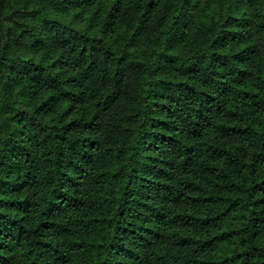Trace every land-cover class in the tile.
Masks as SVG:
<instances>
[{
	"label": "trees",
	"instance_id": "obj_1",
	"mask_svg": "<svg viewBox=\"0 0 264 264\" xmlns=\"http://www.w3.org/2000/svg\"><path fill=\"white\" fill-rule=\"evenodd\" d=\"M0 264H264V0H0Z\"/></svg>",
	"mask_w": 264,
	"mask_h": 264
}]
</instances>
